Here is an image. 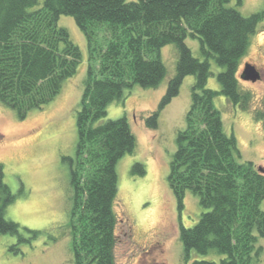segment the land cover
<instances>
[{"label": "trees", "instance_id": "1", "mask_svg": "<svg viewBox=\"0 0 264 264\" xmlns=\"http://www.w3.org/2000/svg\"><path fill=\"white\" fill-rule=\"evenodd\" d=\"M231 0H0V103L23 118L50 102L63 82L75 74L79 47L60 15L72 16L84 34L88 63L76 114L77 141L73 156H63L71 190L68 225L74 264H115L117 217L113 202L117 192L116 163L135 146V136L125 116L103 118L107 106L119 100L133 84L153 88L166 69L160 49L174 43L178 57L175 73L145 125L154 129L160 111L179 92L182 80L194 76L191 103L184 127L176 133L167 175L179 211L186 191L203 207L198 221L180 226L184 264H252L264 247V171L241 160L233 134L224 131L214 98L223 94L247 110L250 94L237 79L241 58L250 36L264 18V7L244 16L227 6ZM240 4L241 0H236ZM187 35L200 42L204 59L193 56ZM222 69L216 73L219 90L206 86L211 72L208 58ZM264 128V112L253 110ZM133 175H144L141 162ZM15 195L3 179L0 164V234L27 241L39 231L21 228L5 217ZM16 244L10 248L17 250ZM215 250L220 259H190L191 251L206 255Z\"/></svg>", "mask_w": 264, "mask_h": 264}, {"label": "rangeland", "instance_id": "2", "mask_svg": "<svg viewBox=\"0 0 264 264\" xmlns=\"http://www.w3.org/2000/svg\"><path fill=\"white\" fill-rule=\"evenodd\" d=\"M42 1L38 0L35 8ZM226 5L247 16L260 11L264 0H241L240 4L231 0ZM57 24L67 29L70 39L79 47L81 56L75 74L63 82L60 92L50 102L32 109L23 118L0 103V164L3 179L15 195L5 208V217L21 228L39 231L34 237L23 229L28 240L18 244L16 236L0 234V264H74L68 225L69 170L62 157L73 156L76 149L75 121L88 51L85 36L72 16L60 15ZM185 43L193 56L204 59L198 38L187 35ZM177 57L174 43L161 47L160 58L166 73L160 83L153 88L133 84L123 91L119 100L107 106L103 118L125 116L135 136L133 151L116 163L115 264H184L180 226H193L204 210L198 197L186 191L183 209L179 211L167 181L169 162L176 149V133L184 127L191 103L193 75L183 78L178 94L160 111L157 127L150 129L145 125L146 116L156 109L168 80L175 73ZM208 61L212 73L206 86L219 90L216 73L222 68L212 57ZM246 63L259 70V80L251 82L239 77ZM237 79L241 91L250 94L248 109H240L220 93L214 102L221 113L224 131L236 138L241 160L252 161L264 171V128L252 113L253 110L264 112V18L250 36L247 51L239 62ZM137 161L144 165V175L131 173V166ZM261 207L264 209V201ZM15 244L17 250H12L10 247ZM258 244L264 247V240L259 238ZM221 256L215 250L206 255L191 251L190 259L218 260ZM252 264H264V249L260 260Z\"/></svg>", "mask_w": 264, "mask_h": 264}, {"label": "water", "instance_id": "3", "mask_svg": "<svg viewBox=\"0 0 264 264\" xmlns=\"http://www.w3.org/2000/svg\"><path fill=\"white\" fill-rule=\"evenodd\" d=\"M240 78L246 81L255 82L260 79V73L254 65L246 63L242 69Z\"/></svg>", "mask_w": 264, "mask_h": 264}]
</instances>
